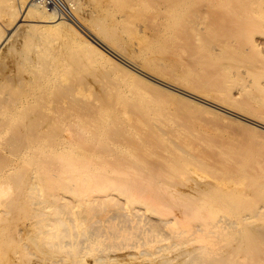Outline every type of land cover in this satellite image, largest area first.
Returning <instances> with one entry per match:
<instances>
[{"label": "rangeland", "instance_id": "rangeland-1", "mask_svg": "<svg viewBox=\"0 0 264 264\" xmlns=\"http://www.w3.org/2000/svg\"><path fill=\"white\" fill-rule=\"evenodd\" d=\"M25 1L0 0V34ZM77 2L85 12L79 40L98 54L66 50L50 35L26 30L27 22L0 53V83L19 78L44 95L46 81L55 78L54 189L42 181L39 190L71 205L111 196L104 217L118 203L147 206L152 218L176 221L151 244L150 259L125 255L99 264H167V257L201 246L210 260L222 261L227 252L240 256L233 247L243 227L218 238L194 237L189 229L220 220L235 224L259 211L264 226V0ZM90 15L120 22L114 43H99V33L88 27ZM73 51L80 55L72 60L76 65L67 55ZM32 62L40 69L27 74ZM83 119L89 131L74 139L66 125ZM7 165L0 155V170Z\"/></svg>", "mask_w": 264, "mask_h": 264}, {"label": "bare ground", "instance_id": "bare-ground-1", "mask_svg": "<svg viewBox=\"0 0 264 264\" xmlns=\"http://www.w3.org/2000/svg\"><path fill=\"white\" fill-rule=\"evenodd\" d=\"M77 1L72 0L75 6V24L64 22L65 20L56 16L54 12L35 6L32 0L17 4V8L15 7L10 13L8 28L1 32L2 35L0 34V53H3L5 45L7 46L13 36L21 34V29L24 27L22 23L27 22L32 25H26V30L48 34L60 43V47L67 48L66 50L81 47L89 53L98 54V48L91 42L79 40L78 31L84 28L80 20L85 12ZM171 4L173 5L174 2ZM86 18L88 27L99 33L101 39L99 43L102 44L103 39L110 45L114 43L116 31L113 30L120 23L118 20L112 19L111 24H106L107 22L100 16L90 15ZM24 40L27 49L32 47L33 42L29 38ZM45 40L43 37L42 41ZM13 51H11L12 55ZM67 55L74 62L80 58V55L78 56L74 51L68 52ZM37 57L39 58L38 55ZM37 57L33 59L35 62L38 61ZM40 59L39 61L45 62ZM39 64V62L35 63L25 72L29 71L27 73L29 74L33 69L40 67ZM62 64L64 67V63ZM14 66L11 65L12 69ZM49 67L46 68L47 71ZM50 68L52 70L55 67ZM49 74H52V71ZM16 77L18 76L15 75L14 79ZM22 77L26 78L24 75ZM18 80L20 82L0 83V155L8 158V165L0 170V264H88V262L99 264L111 261L116 256L125 255L137 260L143 257L150 259V256L154 255L149 249L151 244L166 233L170 225H175L176 221L174 222L173 218L168 219L169 216L166 215L154 219L153 213L147 206L142 209H128L118 203L115 204L116 210L108 217H104L102 208L106 200H113L111 196L84 204L72 202L71 205L62 202V198L55 197L54 193L44 195V192L39 190L42 181H48L54 189V98L52 95L56 82L55 78L45 79L47 83L45 81L44 83L50 87L46 90L44 87L47 85L44 86L45 94L39 95L37 92H30L28 85L23 83L22 79L18 78ZM41 88L42 86L40 88L38 86V90H42ZM84 119L78 122L76 119L66 125L73 138L74 135L76 138L81 135V138L89 131L86 129ZM200 208L195 206L193 212H199ZM260 214L261 211L254 213V216H244L235 224L220 220L210 227L194 226L189 229V233L194 237L215 238L224 230L243 227L242 237L240 240L237 239L233 247V252H238L240 256L234 258L227 252V257L224 255L222 261L210 260L209 249L201 246L189 252L167 257V260L164 259L166 261L162 260L166 254L159 259L167 264H264V252L261 251L264 245V226L257 219ZM231 250L228 251L231 253ZM223 251L226 252V249Z\"/></svg>", "mask_w": 264, "mask_h": 264}, {"label": "built area", "instance_id": "built-area-1", "mask_svg": "<svg viewBox=\"0 0 264 264\" xmlns=\"http://www.w3.org/2000/svg\"><path fill=\"white\" fill-rule=\"evenodd\" d=\"M32 2L35 6L54 12L56 16L75 24V6L72 0H32Z\"/></svg>", "mask_w": 264, "mask_h": 264}]
</instances>
